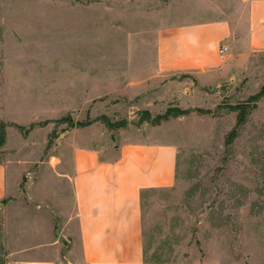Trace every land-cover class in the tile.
I'll use <instances>...</instances> for the list:
<instances>
[{
	"label": "rangeland",
	"instance_id": "rangeland-1",
	"mask_svg": "<svg viewBox=\"0 0 264 264\" xmlns=\"http://www.w3.org/2000/svg\"><path fill=\"white\" fill-rule=\"evenodd\" d=\"M207 1L0 0V128L6 132L0 161L22 182L15 202L0 204V256L19 225L31 227L23 233L27 243L49 237L42 230L44 192L38 193L36 183L30 189L29 182H44L47 165L62 159L65 147L92 140L118 146L120 131L110 130L100 116L124 120L125 130L145 131L156 126L140 120L148 107L153 118L179 106L162 96L154 106L143 95L130 98L123 74L102 70L139 65L132 56L140 52L154 63V30L162 25L161 16L167 23L178 11L202 18ZM240 68L239 62L233 69ZM263 85L260 50L237 80L182 101L191 111L159 124L164 140L177 145L178 163L172 186L143 194L146 261L264 264V95L248 101ZM239 103L249 108L237 127L232 106ZM66 117L73 121L59 122ZM87 120L95 122L97 135L75 126ZM37 221L34 231L31 222Z\"/></svg>",
	"mask_w": 264,
	"mask_h": 264
},
{
	"label": "crops",
	"instance_id": "crops-1",
	"mask_svg": "<svg viewBox=\"0 0 264 264\" xmlns=\"http://www.w3.org/2000/svg\"><path fill=\"white\" fill-rule=\"evenodd\" d=\"M207 4L202 18L178 11L172 13L177 21L167 23L161 16L162 25L154 30V63L148 64L140 52L132 56L139 65L102 72L122 73L124 93L130 98L143 95L149 98L146 104L154 106L162 96L182 109L189 107H183L182 101L206 97L207 89L237 80L255 53L264 50V0H208ZM145 45L141 40L140 48ZM224 45L228 50L222 58ZM239 62L240 71L235 72ZM94 123L79 128L97 135ZM160 127L156 124L145 131L120 127L122 138L116 147L100 146L94 140L90 145L65 147L62 159L47 165L49 176L44 182H29L30 189L36 183L38 193L44 192L42 230L49 237L30 244L23 233L31 227H14L17 234L7 245L6 264H190L145 259L143 194L176 181L178 148L164 140ZM9 175L8 166L0 161V204L15 202L22 191V182ZM31 223L34 231L41 224Z\"/></svg>",
	"mask_w": 264,
	"mask_h": 264
},
{
	"label": "trees",
	"instance_id": "trees-1",
	"mask_svg": "<svg viewBox=\"0 0 264 264\" xmlns=\"http://www.w3.org/2000/svg\"><path fill=\"white\" fill-rule=\"evenodd\" d=\"M263 95H264V85L262 86L261 90L258 93L251 95L249 97L248 101L255 103ZM248 108H249L248 104H244V103H239L237 105L232 106V109L238 112L237 127L246 121L247 114H248V111H247ZM189 111H191V110L182 109L179 107H175V108L169 107L164 113L158 114L155 117L151 118L152 116L150 115V112L146 110L142 113L143 116L140 118V120L151 121L154 124H160L164 120H168L171 117H179L181 115L188 113ZM145 116H147V117H145ZM99 119L103 120V122H105L110 129H116V128H120V127H123L124 125H126V122L124 120H118V121L113 122L106 115L100 116ZM68 120L73 121L70 117H66V118H61L59 120V122L68 121ZM92 122H93V120H87L84 122L78 121L75 123V126L84 127V126L91 124ZM236 132H237V128L233 129L230 132V136H229L230 141L235 137ZM5 141H6V132H5L4 127H1L0 128V146L3 145L5 143ZM147 262H159V261H152L151 260V261H147ZM0 264H6L5 257L0 256Z\"/></svg>",
	"mask_w": 264,
	"mask_h": 264
},
{
	"label": "built area",
	"instance_id": "built-area-1",
	"mask_svg": "<svg viewBox=\"0 0 264 264\" xmlns=\"http://www.w3.org/2000/svg\"><path fill=\"white\" fill-rule=\"evenodd\" d=\"M228 50V47L226 45L222 46L220 49V56L223 58Z\"/></svg>",
	"mask_w": 264,
	"mask_h": 264
}]
</instances>
